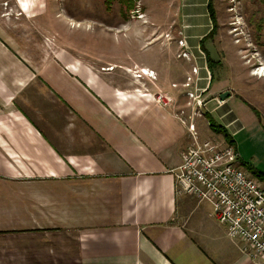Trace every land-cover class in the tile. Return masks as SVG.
<instances>
[{
    "label": "crops",
    "instance_id": "obj_1",
    "mask_svg": "<svg viewBox=\"0 0 264 264\" xmlns=\"http://www.w3.org/2000/svg\"><path fill=\"white\" fill-rule=\"evenodd\" d=\"M207 3L179 6L180 37L191 60L177 58V44L156 42L164 77L152 63L105 60L85 54L84 46L78 57L61 48L65 59L40 64L18 58L31 70L23 91L33 96L24 101L37 114L18 105L0 110V156L20 162L11 174H0V264H253L210 209L200 210L206 202L174 188L190 142L188 124L200 130L198 119L208 116L233 141L241 167L264 174L239 149L248 137L236 115L240 108L235 114L227 99L219 101L224 90L210 92L213 76L200 48L212 28ZM152 33L159 34L138 26L140 45L155 42L143 41ZM135 69L154 76L136 80ZM189 75L196 82L186 89ZM195 89L200 109L186 96Z\"/></svg>",
    "mask_w": 264,
    "mask_h": 264
},
{
    "label": "rangeland",
    "instance_id": "obj_2",
    "mask_svg": "<svg viewBox=\"0 0 264 264\" xmlns=\"http://www.w3.org/2000/svg\"><path fill=\"white\" fill-rule=\"evenodd\" d=\"M181 2L183 0H0V110L7 111L18 105L37 114L36 108L28 107L24 101L25 97L33 96L23 91L31 70L18 58L30 65L48 58L65 59L61 48L77 56L82 54L84 46L85 54L104 55L105 60L121 58L144 65L152 63L164 77L162 56L160 62L155 58L156 42L176 46L179 38L182 39L178 14ZM212 6L216 28L201 44L205 57L208 55L211 59L210 92L215 94L217 89L230 92L228 105L233 111L240 108L239 113L234 112L248 128V137H242L239 149L245 156L250 155L245 161L264 167V4L262 0H212ZM190 9L188 7L187 12ZM138 26L144 31L156 29L158 35L143 36V41L155 42L140 45ZM165 28L166 35L162 34ZM117 48L121 56H116ZM140 71L133 70L134 79L144 76ZM198 121L201 128L196 131L202 133H198L201 141H222L221 135L209 129L205 118ZM251 156L254 157L251 159ZM17 164L20 162L6 161L0 156V174H11ZM209 209L211 212L207 203L200 206L206 214Z\"/></svg>",
    "mask_w": 264,
    "mask_h": 264
},
{
    "label": "built area",
    "instance_id": "obj_3",
    "mask_svg": "<svg viewBox=\"0 0 264 264\" xmlns=\"http://www.w3.org/2000/svg\"><path fill=\"white\" fill-rule=\"evenodd\" d=\"M177 46L182 50L179 58L192 59L184 38L177 41ZM140 72L150 77L145 70ZM191 73L196 76L198 69L192 68ZM195 82L196 79L189 75L183 87H194ZM197 92V89L187 91L186 96L196 109H200L204 103ZM155 98L161 106L166 105L163 98ZM188 132L190 142L181 154L180 166L174 171L176 194L208 203L212 217L225 228L227 237L238 244L240 252L253 264H264L263 182L241 167L233 144L201 141L192 122L188 124Z\"/></svg>",
    "mask_w": 264,
    "mask_h": 264
},
{
    "label": "trees",
    "instance_id": "obj_4",
    "mask_svg": "<svg viewBox=\"0 0 264 264\" xmlns=\"http://www.w3.org/2000/svg\"><path fill=\"white\" fill-rule=\"evenodd\" d=\"M262 3L264 4V0H262ZM207 12H208L209 19L211 21L212 28H211L210 33L205 38H203L201 40L200 48H201V44H203L204 40L207 39V38H210L212 36V34L214 33L215 28H216V19H215L216 16H215V12H214V9H213V6H212V0H208ZM201 50L203 51V49H201ZM206 61H207V67L210 70V68H211V63H210L211 59H210V57H208V55H207ZM206 119H207V122H208V127H209V129L211 131H213L214 133H216L218 135H222V137L224 138L225 142H227L229 144H233V141L230 139L229 135L226 133L225 129L222 126H220L217 123H215L210 116L206 117ZM247 170L250 172V174L252 176H254L255 178H257L258 180H260L261 182L264 183V174H262L261 172L255 170V169H252L250 167H247Z\"/></svg>",
    "mask_w": 264,
    "mask_h": 264
},
{
    "label": "water",
    "instance_id": "obj_5",
    "mask_svg": "<svg viewBox=\"0 0 264 264\" xmlns=\"http://www.w3.org/2000/svg\"><path fill=\"white\" fill-rule=\"evenodd\" d=\"M230 96V92L226 91L223 92L219 95V100L220 101H224L225 99H227Z\"/></svg>",
    "mask_w": 264,
    "mask_h": 264
},
{
    "label": "bare ground",
    "instance_id": "obj_6",
    "mask_svg": "<svg viewBox=\"0 0 264 264\" xmlns=\"http://www.w3.org/2000/svg\"><path fill=\"white\" fill-rule=\"evenodd\" d=\"M260 71V70H259ZM261 72H263V70L261 69ZM147 73V72H146ZM146 75V74H145ZM255 75H257V73L255 74Z\"/></svg>",
    "mask_w": 264,
    "mask_h": 264
},
{
    "label": "clouds",
    "instance_id": "obj_7",
    "mask_svg": "<svg viewBox=\"0 0 264 264\" xmlns=\"http://www.w3.org/2000/svg\"><path fill=\"white\" fill-rule=\"evenodd\" d=\"M177 44V43H176ZM178 47V46H177ZM147 76V75H146Z\"/></svg>",
    "mask_w": 264,
    "mask_h": 264
}]
</instances>
